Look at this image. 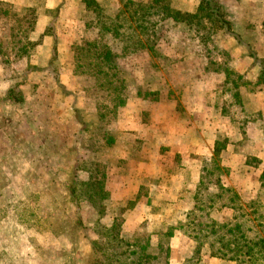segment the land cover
I'll list each match as a JSON object with an SVG mask.
<instances>
[{"label":"rangeland","instance_id":"obj_1","mask_svg":"<svg viewBox=\"0 0 264 264\" xmlns=\"http://www.w3.org/2000/svg\"><path fill=\"white\" fill-rule=\"evenodd\" d=\"M129 1L98 3L112 25L85 3L48 10L52 37L43 44L33 35L43 6L0 0V264H95L92 213L60 201L50 209L78 159L93 158L79 146L96 128L108 194L101 221L115 217L124 238L172 231L169 264H235L211 256L209 243L264 240V0H216L227 23L152 15L148 36H131L130 18L154 0ZM113 26L117 38L101 30ZM93 43L117 56L118 94L90 72ZM215 143L224 145L217 156ZM17 196H36L34 227L10 211ZM76 217L85 228L76 229Z\"/></svg>","mask_w":264,"mask_h":264},{"label":"trees","instance_id":"obj_2","mask_svg":"<svg viewBox=\"0 0 264 264\" xmlns=\"http://www.w3.org/2000/svg\"><path fill=\"white\" fill-rule=\"evenodd\" d=\"M82 1L88 7H91L92 10L96 12L97 16L100 17L97 20L98 23L108 25L110 23V25H112L111 18L105 17V15L102 14L103 11L95 0ZM152 2L154 3L141 5L139 8L134 9L135 11L130 20L135 23V29L138 30V33L133 32L131 36H138L139 34L141 36L145 34V36H148L152 27H155V22L150 21L152 15L158 16L161 21L173 19L175 21H184L189 24L191 19H199V21L206 20L208 22H214V19H217L220 23L226 22L222 17L220 18V6L216 0H199V4L193 13H183L177 9H172L168 5L160 4V0H154ZM132 5L135 6V4ZM151 10H153V12ZM106 21L108 22L106 23ZM103 28L104 29L101 30L104 31V34L108 33L114 38L119 36L118 28L114 26ZM88 43L92 44L91 42ZM80 46L76 47L78 53L82 50V46L81 48ZM87 49L85 51H87ZM92 49L94 50L92 51L94 60L89 61L88 63L91 67V74L95 78L105 77V80L111 86V88L108 87V89L117 91L118 94L119 87H114V79L117 78V67L114 62L117 56L107 44L96 46V43H93ZM262 65L258 83H260L264 89V61ZM7 91L10 93L14 92L11 88ZM120 96L121 94L116 97L118 105L124 103L123 98ZM97 131L100 130L98 128L94 129L93 133L87 137V140L80 143L79 146V149L84 150L85 152L91 151L94 153L93 158L78 159L72 169L70 180H68L66 186H64L65 194L57 193L56 196L53 197L52 209L50 210H55L61 203V206L64 208L75 207L78 210L85 209L92 213L94 218L92 223L88 225V228L92 234L89 242L91 255L94 258L95 264H169V239L172 236V231L168 230L163 233H156L155 240L150 237L142 238L139 236L128 239L122 236L121 224L115 217L106 223L101 221V218L106 214L108 194L104 187L105 172L100 168L102 163L96 156L97 142H100L98 137L97 139L95 138ZM103 131V138L106 139L107 143L112 144V136L109 135L106 130ZM223 147L224 145L218 146V143H215V156H217L218 152ZM31 193H29V195ZM35 197L36 196L32 199L29 197V200H26L27 202H25L23 199H20V196H17V199L14 200L15 203H21L20 201L23 200L22 202L25 203L24 206L20 207L17 203H12L13 205L11 204L9 207L10 211L14 213L20 224L25 227H34L37 220L35 217L37 205ZM59 201L60 203H58ZM37 209L41 212L44 211V209L41 208ZM49 212L52 214L48 215V218L45 217L41 223H39L38 227L49 222L48 219H52L51 216L53 215V212ZM45 214H47V212ZM75 220L77 223L75 225L76 229L78 226L83 225V220L81 218L76 217ZM83 228H85V225H83ZM56 231L58 232L57 228L54 230L53 227H51L50 234H57ZM258 243L262 246L259 252L255 250L256 245H260ZM208 246L211 256L228 258L234 260L235 264H244V262H247L248 264H258V261L264 259V240L261 238L256 241L250 238L247 239L246 236L243 235L240 238L237 237L233 239L231 242L222 244L221 247L223 248L214 249L213 243H209ZM222 249L225 251H222ZM199 250L200 246H197L195 252L198 253ZM228 252L233 253V255H226Z\"/></svg>","mask_w":264,"mask_h":264},{"label":"crops","instance_id":"obj_3","mask_svg":"<svg viewBox=\"0 0 264 264\" xmlns=\"http://www.w3.org/2000/svg\"><path fill=\"white\" fill-rule=\"evenodd\" d=\"M4 2H8L13 5H21L24 7H30L35 5H42L43 7L39 9V15L37 17V28L36 31L33 32V35L36 34H42L43 35V44H47L51 41V35H48V33L44 34L45 27L47 25L51 24V16H49L46 11L52 10L56 8L58 5H62V9H70V5L72 4H78V3H84L82 0H1ZM97 3L103 6H109L118 8L121 7L126 1L129 0H95ZM176 2V1H175ZM181 2V1H180ZM190 5H187L185 2H181L180 4L177 2L175 3V7L177 10L180 11H186V12H194V10L197 7V1H191ZM67 19V18H66ZM68 20V19H67ZM196 144V143H195Z\"/></svg>","mask_w":264,"mask_h":264}]
</instances>
